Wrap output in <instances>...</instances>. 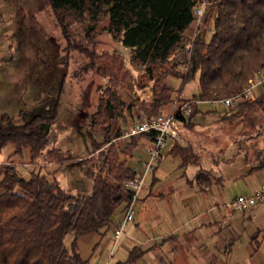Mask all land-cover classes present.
Instances as JSON below:
<instances>
[{"label":"trees","instance_id":"1","mask_svg":"<svg viewBox=\"0 0 264 264\" xmlns=\"http://www.w3.org/2000/svg\"><path fill=\"white\" fill-rule=\"evenodd\" d=\"M130 1L134 3L131 7L128 0H45L66 53V72L59 94L62 95L67 78L70 51H79L89 58L71 72L78 81L89 71L100 78L110 76L94 65L92 51L78 42V28H72L81 24L86 13L92 21L84 27V37L88 36L101 4L108 6L107 32L116 30L110 39L129 50L130 61L150 82L148 93L137 96L132 107L130 115L134 120L154 117L172 101L173 88L155 78L157 66L169 64L166 72L179 78L182 85L196 80L197 92L181 99L197 101L189 117L178 121L187 126L202 113L200 101L234 97L256 70L264 71V0ZM201 4L203 24L211 23V33L191 38L185 30L194 20L193 10ZM180 66L186 67L184 73L176 70ZM111 77L115 79L114 75ZM97 91L93 110L87 112L84 122L91 145L87 156L73 155L69 147L59 146L61 134L50 126L44 128L42 122L51 123L54 113L37 114L24 123L0 114V151L7 144L13 146L9 157L0 161V264H88L79 254L76 237L87 232L104 233L116 208L130 202L131 192L124 183L136 172L127 166L126 158L137 142L130 137L120 145L121 140L117 139L127 124L118 113L123 100L109 77L98 85ZM218 121L228 124L231 131L240 127L230 138L238 149L232 157L213 162L230 163L242 154L248 173L264 169V145L257 144L264 131V92L252 101L237 100ZM142 136L152 139L151 133ZM240 138L247 143L246 148L240 147ZM24 150L29 164L53 168L45 174L31 171L27 178L19 176L10 158L22 156ZM167 154L178 156L182 165L199 161L190 145L173 144ZM72 162L79 163V170L91 181L88 194L68 192L56 179L61 166ZM209 177V172L200 169L195 180L208 183ZM221 181L220 176L216 178L220 185ZM68 236L71 240L66 242ZM134 258L131 252L126 261Z\"/></svg>","mask_w":264,"mask_h":264},{"label":"rangeland","instance_id":"2","mask_svg":"<svg viewBox=\"0 0 264 264\" xmlns=\"http://www.w3.org/2000/svg\"><path fill=\"white\" fill-rule=\"evenodd\" d=\"M128 1L129 7H131L134 3ZM116 6L119 7V4ZM107 9V5H100L96 19L93 21V29L88 36L84 37V27L92 24V21L89 20L86 13L82 16L81 24L72 25V28H78L76 34L78 42L92 51L96 59L94 65L103 69L110 76L100 78L96 74H90L89 71L86 75H82L78 81V77L76 76L75 79L71 72L82 67L89 61V58L79 51L73 53L70 51L68 74L61 95L59 88L64 81L66 72L65 57L63 56L66 53L62 50L64 42L60 39L59 29L49 8L46 7L45 0H0V114L6 113L13 117L14 122L24 123L34 115L49 116L54 113L53 121L49 124L43 121L42 125L44 128L50 126L49 128L56 129L61 134L58 145L69 147L72 154L77 156H86L91 150L89 137L84 132V122L87 112L93 110L99 84L105 82L109 77L111 84L115 86L123 100V106L118 110V113L122 116L125 124L134 120V116L130 114L132 107L136 104L137 96L142 97L149 90L150 82L142 74V70L130 61L129 50L110 39L116 30L107 32L110 24L106 13ZM203 19L204 13L199 18L194 17L190 24L194 28V33L189 37L193 38L196 35L207 37L211 33V23L206 26L203 24ZM168 69L169 64L157 66L154 74L159 82L165 81L173 88L172 101L165 109L159 111L161 113L169 112L175 101L179 102L183 99L180 98L181 96L186 95L191 98L193 93L197 92L195 79L182 85L179 78H174L166 72ZM176 70L184 73L186 67L180 66ZM113 75L115 79H112ZM199 106L205 113H208L207 115L203 114L201 119L205 121L206 118L210 123H205L206 126H202L198 130L200 133L196 131L192 137H205L204 133H207L208 130L212 139L216 140L218 147L222 148L231 143V136L238 133L240 127L231 131L228 124L218 120L215 122L213 118L222 114L226 115L232 109L222 108L219 103L205 102L204 100L200 101ZM210 107H213L214 110H209L212 109ZM216 111H218V116L211 114ZM191 128L192 124L188 129ZM203 129L205 131L201 132ZM94 135L97 140L100 139L97 134ZM117 139L121 140L120 145L128 140L127 138ZM238 141H241L246 148L247 143L243 138ZM173 144L178 143L172 142L171 147ZM257 144L260 147L264 145V131ZM12 151V145H5L0 151V161H5ZM193 152H195L194 149ZM237 156L232 164L224 166L226 178H228L224 183V192L219 189L228 202L235 196L244 193L247 183L240 176L241 173L243 174L244 168ZM10 159L13 160L17 174L24 178H27L31 171L45 174L47 170L44 167L37 168L29 164L28 154L25 150L22 156H11ZM48 177H50L49 173ZM55 177L61 187L68 192L78 195L90 192L91 181L79 170L77 162L61 166ZM144 182L145 178L143 184ZM258 207L263 208L261 213L247 214L246 212L244 218L237 223L238 235L234 239H226L221 233L219 244L222 246L227 241L232 243L230 257L236 264H250V260L264 258V203L259 204ZM254 246L256 250L252 251L251 247ZM249 249L250 252H248Z\"/></svg>","mask_w":264,"mask_h":264},{"label":"crops","instance_id":"3","mask_svg":"<svg viewBox=\"0 0 264 264\" xmlns=\"http://www.w3.org/2000/svg\"><path fill=\"white\" fill-rule=\"evenodd\" d=\"M193 33L194 28L190 25L185 34L190 36ZM263 92L264 84L257 87L256 95ZM180 98L188 97L185 95ZM210 108L212 109L209 110H214L213 107ZM200 110L202 115L193 118L191 129L182 122L177 123L176 129L180 137L178 140L169 141L168 149L162 154L157 165L147 173L145 182L138 191L137 200L132 206V220L124 227L115 244L113 245L110 231L121 220L124 204L113 212L104 233L87 232L76 237L79 254L88 264H236L230 257L232 243L227 241L222 246L219 244L221 233L226 239H234L238 235L237 223L244 218L246 212L261 213L263 208L258 206L264 201L237 214L227 207L229 202L219 189L224 192V183L228 178L224 166L232 162L213 161L232 157L238 145L231 142L220 148L208 130L204 133L205 137H192L194 132L200 133L198 130L202 126L205 127V123H210L206 118V122L201 119L203 114L208 113L201 107ZM211 114L218 116V111ZM220 116L224 115L213 118V121L219 120ZM134 138L137 145L131 156L126 158V164L138 174L141 172L140 163L146 158L151 140L140 135ZM174 141L180 146L190 145L199 157L198 163L182 165L178 156L168 155L167 152ZM238 142L240 147L245 148ZM237 157L244 168L240 176L247 182L244 193L264 184V169L250 174L242 154ZM41 167L47 170L53 168L51 165ZM200 169L209 172L208 183H198L195 180V175ZM219 176L222 178L221 185L216 182ZM70 240L71 236H68V241ZM251 249L253 251V247ZM131 252L135 254V258L127 262ZM250 264H264V258L250 260Z\"/></svg>","mask_w":264,"mask_h":264},{"label":"built area","instance_id":"4","mask_svg":"<svg viewBox=\"0 0 264 264\" xmlns=\"http://www.w3.org/2000/svg\"><path fill=\"white\" fill-rule=\"evenodd\" d=\"M203 13L202 4L193 10V16L199 18ZM264 84V71L256 70L251 77L247 79L238 95L227 97L211 103H219L227 109H232L237 100L244 99L248 101L254 100L256 89ZM197 103L195 99L179 101L174 103L172 109L167 113L159 112L151 118H141L131 121L124 126L118 138H130L151 133V145L146 151V158L141 161V172L133 178L126 181L124 186L131 192V199L124 207L121 220L113 226L110 231V237L113 245L119 238L123 227L132 219L133 203L137 200L138 191L140 190L144 178L158 163L162 154L168 149L170 140H178L179 135L176 125L179 120L187 119L191 113L192 105ZM264 201V184L253 187L248 193L235 196L227 207L233 212H242L250 209L259 202Z\"/></svg>","mask_w":264,"mask_h":264}]
</instances>
